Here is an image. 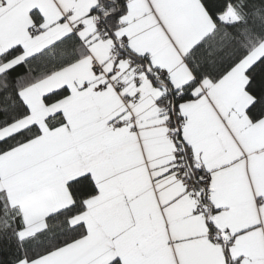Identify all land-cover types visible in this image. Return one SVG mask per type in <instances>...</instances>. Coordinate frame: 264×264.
<instances>
[{
	"label": "snow or ice",
	"instance_id": "snow-or-ice-1",
	"mask_svg": "<svg viewBox=\"0 0 264 264\" xmlns=\"http://www.w3.org/2000/svg\"><path fill=\"white\" fill-rule=\"evenodd\" d=\"M0 264H264V0H0Z\"/></svg>",
	"mask_w": 264,
	"mask_h": 264
}]
</instances>
